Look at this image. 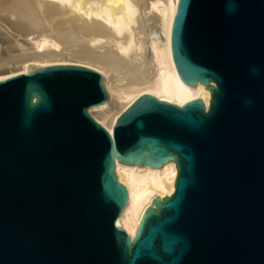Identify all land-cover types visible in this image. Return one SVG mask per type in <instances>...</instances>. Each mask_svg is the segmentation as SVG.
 Instances as JSON below:
<instances>
[{
	"label": "water",
	"instance_id": "water-1",
	"mask_svg": "<svg viewBox=\"0 0 264 264\" xmlns=\"http://www.w3.org/2000/svg\"><path fill=\"white\" fill-rule=\"evenodd\" d=\"M170 43L209 107L144 92L112 134L89 112L110 97L93 69L0 80V264H264V0H178ZM170 160L174 192L131 240L114 166Z\"/></svg>",
	"mask_w": 264,
	"mask_h": 264
},
{
	"label": "bare ground",
	"instance_id": "bare-ground-1",
	"mask_svg": "<svg viewBox=\"0 0 264 264\" xmlns=\"http://www.w3.org/2000/svg\"><path fill=\"white\" fill-rule=\"evenodd\" d=\"M177 4L178 0H0V36H8L7 44L0 45V72H8L0 80L25 74L32 63L93 69L106 80L110 97L89 112L110 134L119 115L144 92L177 106L201 99L207 109L210 91L199 82L186 86L173 62L170 38ZM114 171L128 197L118 224L133 240L152 199L174 192L176 163L170 160L160 168L117 163Z\"/></svg>",
	"mask_w": 264,
	"mask_h": 264
},
{
	"label": "rangeland",
	"instance_id": "rangeland-1",
	"mask_svg": "<svg viewBox=\"0 0 264 264\" xmlns=\"http://www.w3.org/2000/svg\"><path fill=\"white\" fill-rule=\"evenodd\" d=\"M4 34V33H3ZM8 37V36H7ZM6 37V35H3V36H0V45H5V44H7V42H8V38ZM3 40V41H2ZM2 42V43H1ZM8 71L6 70V69H4V70H2V72H0V75L1 74H4V73H7ZM93 113H94V115L95 116H97V117H100V114H99V112L97 111V109H94L93 110Z\"/></svg>",
	"mask_w": 264,
	"mask_h": 264
},
{
	"label": "clouds",
	"instance_id": "clouds-1",
	"mask_svg": "<svg viewBox=\"0 0 264 264\" xmlns=\"http://www.w3.org/2000/svg\"><path fill=\"white\" fill-rule=\"evenodd\" d=\"M251 71H252L253 74H256L257 69H256V68H252ZM246 102H247V103H251V101H246Z\"/></svg>",
	"mask_w": 264,
	"mask_h": 264
}]
</instances>
